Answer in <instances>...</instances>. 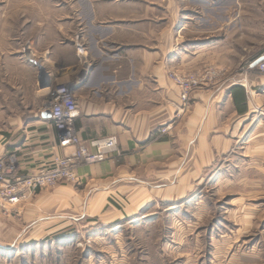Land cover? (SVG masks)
Listing matches in <instances>:
<instances>
[{
	"label": "rangeland",
	"instance_id": "1",
	"mask_svg": "<svg viewBox=\"0 0 264 264\" xmlns=\"http://www.w3.org/2000/svg\"><path fill=\"white\" fill-rule=\"evenodd\" d=\"M114 1L142 5L122 18L142 21L144 35L159 41L162 114L180 103L187 109L196 93L243 77L252 88L250 111L232 114L223 97L219 118H229L230 144L208 155L193 146L175 156L181 164L169 179L156 182L167 184L156 197L49 198L37 209L48 217L41 223L23 218L35 193L16 205H0V240L18 242L0 247V264H264V71L249 66L264 54V0H0V148L24 136L14 129L35 124L54 92L37 96V69L55 74L61 60L72 61L73 50L94 59L87 28L92 4ZM91 68L48 84L74 88ZM173 74L194 75L201 84L184 97ZM167 84L181 90V100L167 92ZM180 121L177 116L160 125L159 134ZM216 129L209 131V145L224 132ZM1 160L15 164L11 156ZM80 181L47 190L77 188ZM11 216L19 217L17 229L29 225L20 237L12 233ZM32 235L45 237L26 241Z\"/></svg>",
	"mask_w": 264,
	"mask_h": 264
},
{
	"label": "crops",
	"instance_id": "2",
	"mask_svg": "<svg viewBox=\"0 0 264 264\" xmlns=\"http://www.w3.org/2000/svg\"><path fill=\"white\" fill-rule=\"evenodd\" d=\"M92 7V20L87 28L94 59L79 56L73 50L72 61L68 64L65 59L61 60L62 67L55 74H41L40 68L37 69L36 93L37 96H47L54 91V86L48 84L50 80L58 82L66 80V77L73 78L92 65L83 84L74 82L73 89L80 108L74 126L85 141L116 135L118 149L104 161L77 167L81 176L77 185L83 187L81 190H77V185L76 188L69 184L51 190H38L32 196V205L26 206L23 211V218H39L40 223L48 220L41 208L49 198H153L165 193L163 188L167 184L156 182L169 179L177 165L181 164L175 156L190 153L193 146L199 147L198 154L208 155L216 152L215 147L217 151H222L226 144H230V136H227L229 118H219L223 97L232 114L242 116L250 111L249 93L252 88L250 79L243 77L227 78L211 93H196L187 109L180 103L170 110L168 108V115L162 114L159 105V41L153 35H144L142 21L128 22L125 17L122 18L134 15L139 9H144L143 6L114 1L97 7L92 4ZM106 16L109 19L100 20ZM147 30L153 32V29ZM145 42H151V47ZM172 48L169 47V50ZM167 87V92L181 100L178 87L170 84ZM45 111L44 103L39 113L35 114V124L14 129V134L21 130L24 136L21 134V139L8 141L0 148V157L14 158L18 173L24 174L44 166L55 154L64 152L54 123ZM177 116L181 117V121L177 124L173 122L174 128L160 135V125L171 122ZM217 126L224 132L213 137L215 142L212 146L207 141L208 135L213 129L217 131ZM18 218L11 216L8 219L12 233L20 237L29 225H24L22 230L17 229ZM44 235H32L26 241L44 238ZM17 243L15 239L12 242L0 240V247L7 249Z\"/></svg>",
	"mask_w": 264,
	"mask_h": 264
},
{
	"label": "built area",
	"instance_id": "3",
	"mask_svg": "<svg viewBox=\"0 0 264 264\" xmlns=\"http://www.w3.org/2000/svg\"><path fill=\"white\" fill-rule=\"evenodd\" d=\"M251 68L252 62L249 64ZM264 71V60L259 63ZM211 74H217L214 70ZM173 79L183 88V96L201 84L194 75L173 74ZM45 113L53 121L62 154H55L44 166L25 174L16 172L15 164L0 161V205H16L24 198L47 189L60 182H78L81 176L77 167L104 161L108 155L118 149V137L95 138L85 141L75 129L74 121L80 114V108L73 87L69 85L54 88V92L45 104Z\"/></svg>",
	"mask_w": 264,
	"mask_h": 264
},
{
	"label": "water",
	"instance_id": "4",
	"mask_svg": "<svg viewBox=\"0 0 264 264\" xmlns=\"http://www.w3.org/2000/svg\"><path fill=\"white\" fill-rule=\"evenodd\" d=\"M264 60V54L260 55L259 57H257L253 62H252V66L255 67L257 66L259 63H261ZM42 73V72H41ZM44 74V73H42ZM47 114V113H46Z\"/></svg>",
	"mask_w": 264,
	"mask_h": 264
},
{
	"label": "bare ground",
	"instance_id": "5",
	"mask_svg": "<svg viewBox=\"0 0 264 264\" xmlns=\"http://www.w3.org/2000/svg\"><path fill=\"white\" fill-rule=\"evenodd\" d=\"M41 72L43 73V69L41 68Z\"/></svg>",
	"mask_w": 264,
	"mask_h": 264
}]
</instances>
